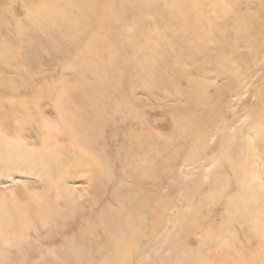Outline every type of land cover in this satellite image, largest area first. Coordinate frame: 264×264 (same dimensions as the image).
I'll return each instance as SVG.
<instances>
[{"label":"rangeland","instance_id":"374dc122","mask_svg":"<svg viewBox=\"0 0 264 264\" xmlns=\"http://www.w3.org/2000/svg\"><path fill=\"white\" fill-rule=\"evenodd\" d=\"M0 264H264V0H0Z\"/></svg>","mask_w":264,"mask_h":264}]
</instances>
